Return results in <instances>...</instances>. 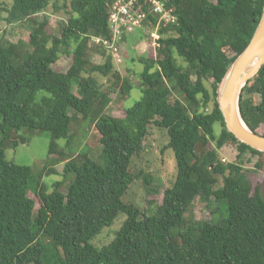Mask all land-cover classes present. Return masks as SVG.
I'll return each instance as SVG.
<instances>
[{
    "label": "trees",
    "instance_id": "1",
    "mask_svg": "<svg viewBox=\"0 0 264 264\" xmlns=\"http://www.w3.org/2000/svg\"><path fill=\"white\" fill-rule=\"evenodd\" d=\"M115 1L0 0V23L29 30L28 41L14 42L0 27V264H264V183L245 166L251 155L258 157L257 170L264 169V152L227 128L217 100L225 73L257 29L264 0H168L177 22L161 23L160 46L139 58L131 54L121 62L125 70L109 47L92 39L112 40ZM139 6L148 14L144 28L155 30L159 17L148 3ZM48 10L66 17L57 32ZM127 40L125 34L117 40L120 53ZM98 54L103 62L95 61ZM62 57L70 60L66 70L53 67ZM131 62L142 70L134 73ZM135 74L140 100L125 115H112L113 101L133 91ZM240 105L247 125L259 132L264 65L243 88ZM75 115L87 132L94 127L99 134L105 164L87 149L76 154ZM151 124L168 130L165 149H173L178 171L161 204L150 199L139 207L124 201L136 180L159 192L151 188L153 175L133 165ZM40 133L50 135L53 163H65L62 173L49 169L47 175L62 177L51 183L41 179L44 168L37 174L7 155ZM229 145L237 148L236 160L223 158ZM197 200L212 209L211 219L195 216ZM219 201L228 213L214 221ZM121 214L115 238L93 244Z\"/></svg>",
    "mask_w": 264,
    "mask_h": 264
},
{
    "label": "rangeland",
    "instance_id": "2",
    "mask_svg": "<svg viewBox=\"0 0 264 264\" xmlns=\"http://www.w3.org/2000/svg\"><path fill=\"white\" fill-rule=\"evenodd\" d=\"M217 1V0H212ZM47 14L50 15L49 27L53 32L58 31L59 24L65 20V15L63 12L53 13L51 10L46 11ZM45 13L40 15V18H43ZM1 29H8V34H6V38L8 40L17 42L19 39L23 38L26 41L29 40V30L27 28H23L19 25L9 26L5 22L0 23ZM139 30V29H138ZM132 35L127 36V43H123L121 47V56L123 59H128L131 54L132 57H140L142 54H145L150 50V47L153 46V42L151 38L147 36L146 32L142 30V35L144 38H147L142 43H136L132 45ZM129 48H131L132 53L129 52ZM95 61L103 62V58L101 55L95 56ZM62 65H61V64ZM70 60H67L66 57H62L61 61L54 64L53 67L56 69L66 70L69 66ZM132 69L134 73H138L142 70V65L138 62H131ZM116 65V64H115ZM119 67L121 70H125V62L119 63L116 67ZM137 74L133 77L134 83L138 79ZM141 98V90L139 88L138 81L134 85V89L128 97H117L113 103L111 104L109 111L112 115L115 116H123L125 115V108L132 106ZM71 114H74L75 111L71 110ZM81 115H75L71 124V140L72 146L74 149H77V153H80L82 150L87 149L89 156L99 162L100 164L106 163V158L103 153V146L98 142L99 134L96 132L94 127H91L87 132L85 130L84 121L81 120ZM87 127V126H86ZM260 133H264V125L259 128ZM84 136V138H81ZM50 135L48 133H40L35 135L31 141L27 144H20L16 148H11L8 150L7 155L9 160H14L18 163L31 165L35 172L38 174L40 170L44 168L45 172L42 176V181H46L47 183H51L53 179H61V176L57 175H47V172L51 167H55V169L62 173L64 170L65 163H61L55 165L53 163V155L49 154V144H50ZM67 140H61L60 143L64 145ZM170 137L167 129H163L156 124H151L150 126V134L145 139V151L142 154L141 158L135 159L133 165L137 167V170L144 169L145 172L153 175L152 187H158V194H154V192L149 191L147 187L144 186L142 180H136L132 189L129 190L128 194L124 197L125 202H132L137 206L145 207L147 205V201L150 199H154L157 203H162L165 190L173 183L175 178L177 177V161L175 157V153L173 149L168 148L165 149V146L169 143ZM75 152V150H72ZM237 148L229 145L225 146L222 149L223 158L226 161L236 160L237 157ZM78 155V154H77ZM250 159V160H249ZM258 160V157H252L251 155H247L245 166L249 170V176L253 178L255 182H263L264 183V169L261 171L257 170L255 164ZM62 191L66 192L65 186L62 187ZM30 196L36 201V206L39 207L40 203L33 191H30ZM217 208L221 209L215 217L214 221H219L221 218L227 215V203L225 201H219L215 205ZM194 214L198 219H211L212 209L206 207V205L201 201H196L194 204ZM125 216L121 214L115 223L110 226L104 228L100 234H98L93 240V244L98 247L103 246L111 242L116 235V231L121 227Z\"/></svg>",
    "mask_w": 264,
    "mask_h": 264
},
{
    "label": "water",
    "instance_id": "3",
    "mask_svg": "<svg viewBox=\"0 0 264 264\" xmlns=\"http://www.w3.org/2000/svg\"><path fill=\"white\" fill-rule=\"evenodd\" d=\"M264 65V8L257 29L247 47L228 68L217 90V100L227 128L242 142L264 152V134L252 130L242 117L243 88Z\"/></svg>",
    "mask_w": 264,
    "mask_h": 264
},
{
    "label": "built area",
    "instance_id": "4",
    "mask_svg": "<svg viewBox=\"0 0 264 264\" xmlns=\"http://www.w3.org/2000/svg\"><path fill=\"white\" fill-rule=\"evenodd\" d=\"M141 3H148L150 11L159 17L158 26L155 30L144 28V22L147 20L148 14L138 9V7H141L139 6ZM164 22H177V16L173 14L172 9L169 7L168 0H116L111 6L109 16L110 29L113 32L112 40L96 36H92V39L109 47L112 50L114 60L121 63L124 59L121 56L117 40L122 37V34L128 36L138 29L143 30L148 38H151L153 47L157 48L160 46L159 40L161 38L158 29L160 24Z\"/></svg>",
    "mask_w": 264,
    "mask_h": 264
},
{
    "label": "crops",
    "instance_id": "5",
    "mask_svg": "<svg viewBox=\"0 0 264 264\" xmlns=\"http://www.w3.org/2000/svg\"><path fill=\"white\" fill-rule=\"evenodd\" d=\"M133 35H132V45L133 44H135V40L137 41V43H139V42H143V41H145V38L142 36V32L140 31V30H136L134 33H132Z\"/></svg>",
    "mask_w": 264,
    "mask_h": 264
}]
</instances>
